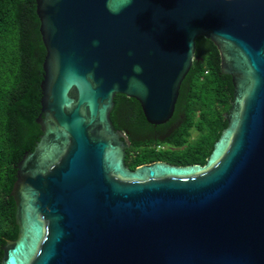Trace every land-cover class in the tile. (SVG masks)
<instances>
[{
	"label": "water",
	"instance_id": "obj_1",
	"mask_svg": "<svg viewBox=\"0 0 264 264\" xmlns=\"http://www.w3.org/2000/svg\"><path fill=\"white\" fill-rule=\"evenodd\" d=\"M36 3L42 135L17 165L1 264H264V0ZM201 36L232 77L227 127L205 165L131 169L116 96L167 124Z\"/></svg>",
	"mask_w": 264,
	"mask_h": 264
},
{
	"label": "trees",
	"instance_id": "obj_2",
	"mask_svg": "<svg viewBox=\"0 0 264 264\" xmlns=\"http://www.w3.org/2000/svg\"><path fill=\"white\" fill-rule=\"evenodd\" d=\"M40 27L36 0H0V264L6 241L18 237L11 196L17 165L27 151H34L42 135L37 118L47 50ZM233 99L232 77L222 72L218 47L199 37L196 58L167 124H149L137 100L116 96L111 118L132 141L127 148L128 166L135 169L157 161L205 165L227 127L224 114ZM157 131L163 138L149 140ZM163 145L167 148H159Z\"/></svg>",
	"mask_w": 264,
	"mask_h": 264
},
{
	"label": "flooded vegetation",
	"instance_id": "obj_3",
	"mask_svg": "<svg viewBox=\"0 0 264 264\" xmlns=\"http://www.w3.org/2000/svg\"><path fill=\"white\" fill-rule=\"evenodd\" d=\"M163 134H165V132H163ZM162 135V133L160 132V131H157L156 132V134H153V135H149L150 137H149V140H151V139H154V140H159V138H163V136H161ZM130 137V136H129ZM145 141H147L146 139H145ZM131 168V167H130ZM131 169H133V168H131Z\"/></svg>",
	"mask_w": 264,
	"mask_h": 264
},
{
	"label": "clouds",
	"instance_id": "obj_4",
	"mask_svg": "<svg viewBox=\"0 0 264 264\" xmlns=\"http://www.w3.org/2000/svg\"><path fill=\"white\" fill-rule=\"evenodd\" d=\"M142 69L137 65V66H134V71L139 73Z\"/></svg>",
	"mask_w": 264,
	"mask_h": 264
},
{
	"label": "rangeland",
	"instance_id": "obj_5",
	"mask_svg": "<svg viewBox=\"0 0 264 264\" xmlns=\"http://www.w3.org/2000/svg\"><path fill=\"white\" fill-rule=\"evenodd\" d=\"M197 135V132H195L194 133V137ZM159 148H161V149H165V148H167V146L166 145H163V146H161V147H159Z\"/></svg>",
	"mask_w": 264,
	"mask_h": 264
}]
</instances>
